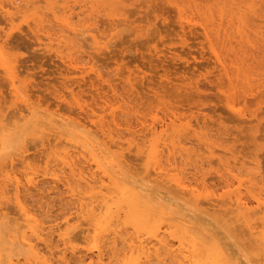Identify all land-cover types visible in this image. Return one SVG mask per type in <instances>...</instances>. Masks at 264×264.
Returning a JSON list of instances; mask_svg holds the SVG:
<instances>
[{"label": "rangeland", "instance_id": "rangeland-1", "mask_svg": "<svg viewBox=\"0 0 264 264\" xmlns=\"http://www.w3.org/2000/svg\"><path fill=\"white\" fill-rule=\"evenodd\" d=\"M15 1L0 0V50L7 63V67L0 63V133L8 125L9 129L14 125L16 132L12 149L0 155V185L13 178L14 184L21 180L23 188L28 178H39L36 183L41 187H31V192L26 187L21 197L36 218L42 216L46 233L52 235L45 236L54 245L49 249L55 254L64 249L55 231L57 227L64 231L69 220L77 253H67L68 261L75 264L77 258L93 255L85 239L88 220L65 192L64 178L72 179L71 168L62 164L61 156L70 151L76 158L72 168L79 172V179L70 181L74 191L89 196L87 186L96 187L92 178H98V187H107L110 182L102 172L106 171L147 195L146 200L140 198L141 207L156 213L151 218L165 225V235L168 229L182 232L188 242H197L200 251L211 248L213 239L212 249L218 243L227 257L217 249V264H264L259 248L264 211L252 200L253 195L264 197V0ZM8 10L11 15L6 14ZM39 21L46 30L38 32ZM21 110L32 112V128L20 120ZM164 121L165 128L161 126ZM155 125L158 135L152 133ZM53 127L64 135L57 140L42 135ZM155 144L162 165L169 168L170 161L178 172L174 174L198 190L199 201L177 194L170 183L155 180L149 151L145 152ZM88 154L98 160H90ZM47 170L64 180L52 182L44 173ZM227 181L233 186L228 188ZM11 183L8 190L13 192ZM238 189L252 203L253 231L231 205L229 196H235ZM209 199L214 206L206 203ZM161 206L168 214L161 215L157 208ZM0 207L12 220L20 215L8 196H0ZM123 219L118 228L124 231L118 232L135 239L136 231ZM142 235L147 241L149 236ZM0 237L1 245L5 237ZM107 243H102L106 252L101 264H122L123 257L117 255L116 261V249ZM57 254L61 261V253Z\"/></svg>", "mask_w": 264, "mask_h": 264}, {"label": "bare ground", "instance_id": "bare-ground-1", "mask_svg": "<svg viewBox=\"0 0 264 264\" xmlns=\"http://www.w3.org/2000/svg\"><path fill=\"white\" fill-rule=\"evenodd\" d=\"M17 1L18 0H16L14 2V4L17 3ZM4 5H5V3H4ZM11 13L12 12H10V10L6 11V14H8V15H11ZM39 23H40V21H39ZM81 24H82V22H81ZM33 25H35V24H33ZM37 26L40 29V30H38V28H36L38 30V32H41V30H43V28H44V27L42 28V23H40ZM66 26H69V24H66ZM73 26H71V27H73ZM49 27H50V25H49ZM69 29H71V28H69ZM90 29H89V31L88 30L87 31L88 32H90V31L92 32L93 28L91 30ZM72 31L75 34H78V31L77 30L75 31L74 29H72ZM46 37H48V36H46ZM92 38H94L95 42H97V40H96L97 37L94 34H92ZM78 40H80V39H78ZM4 58L5 57L3 55V52H2V50H0V63L2 64V66L7 67V63H6V61H5ZM69 63H70V65H73L76 62L74 61V58H70L69 59ZM8 66H9V64H8ZM213 82H215V80ZM95 85H96V83H95ZM226 98H227V96H226ZM125 106H126V104H125ZM107 109H109V108H106L104 111H106ZM234 109H235V107H234ZM27 112H28V110H21L20 111V120L25 124V127H27V129H30V128H32L33 119H32V121L29 122V117H30L29 114L32 113V112L29 111L30 112L29 114ZM96 117H98V116H96ZM1 118H2V116H1ZM167 125L168 124H166V121H164V122H162V125L161 126L163 128H165ZM97 126H99V125H97ZM105 126H106V124H105ZM8 127H9V125H8ZM8 127H7V129H8L7 131H6V128L4 127L6 132L0 133V155L2 153H4L5 151L7 152V150L12 149V147L14 146V134H16V132L14 133V125L10 129ZM56 128H57V126H56ZM56 128L54 129V127H53L52 129H50L49 134H47V132L46 133L42 132V135L47 136L48 138L50 136H53L54 139L57 140V139H59L58 138L59 136L64 135V132H62L61 130H57ZM19 129H22V128L18 127V130ZM151 129L153 131L152 132L153 134H157L158 135V126L157 125H155L154 128H151ZM94 130H95V128H94ZM113 130H114V128H113ZM103 133H105L104 132V129H103ZM95 135H96V133H95ZM177 135H179V134H177ZM111 139L114 140L115 138L114 139L111 138ZM44 140L45 139L41 138V144H42V146H45V141ZM110 145H112V144H110ZM200 145H202V144H200ZM112 147H114V146L112 145ZM142 149H141V151H142ZM63 152H60V153L62 154ZM142 152H144V151H142ZM145 152H148L149 166L151 167V169H153V171L155 173V177H156L155 180L156 181H163L162 184L165 183V182H167L168 184L170 183L171 186L173 185V187L174 186L176 187L174 189H176L175 192L177 194L182 195L184 197H186L187 195H189L195 201H199L201 195H200V193H198V190H196V188L194 189L192 187V185L187 184V182H185L184 178L181 177L180 174L179 175H177L176 173H175L176 175L174 174V171L176 170V168H174V167H173L174 169L172 168V164H170V161H168L169 163H167V165L169 164L171 168L170 167L167 168L166 165H164V166L162 165V163H161L162 160H160V154H159L160 152H159V145L158 144H155V145L150 146V149L149 150L147 149V151H145ZM56 154L57 155H60V154H58V152H56ZM54 155H55V153H54ZM92 156H90L92 158L90 160L96 161L97 158L94 159ZM61 157H62V159H61L62 164L64 166H66V167L70 166L69 168H71V170H70L71 171V178L73 180H75L76 178L79 179V177H78L79 176V174H78L79 172L76 171L78 169L72 168L74 165H76V161H75L76 158H74V156L70 154V151L67 152L66 154H64V157L63 156H61ZM182 157H184V156L182 155ZM170 158H172V157H170ZM125 159H126V157H125ZM57 160H58V158H57ZM11 163H12V165L14 164V158L11 161ZM55 163H57V162H55ZM95 163H97V162H95ZM7 164L8 163H6L5 166H2L3 167L2 169H4V167H7L6 166ZM164 164H166V163H164ZM97 166H98V168L100 167L99 169L102 168L99 162H98ZM173 166H175V165H173ZM49 169H51V168H49ZM259 169H260V167H259ZM59 170H60V167L58 168V172H60ZM131 170H130V172H132ZM239 171H240V169H239ZM63 172H65V171H63ZM102 172H103L104 176L108 179V181L110 182V184L107 187H105V188L98 187L97 186V184H98V182H97L98 181V178L95 177L97 180H95L94 178H92L93 179L92 182L96 185V187H94V186H87V188L90 187L89 189H91V191L88 189L91 192V194L89 193V196H87L86 193L83 194L82 192H77L78 189L77 190L75 189L76 191H74L72 189L73 187H72V185L70 183V181L72 179L69 180L70 178H68V177H65L64 178L65 179L64 186L67 188V191H65V192L69 193L68 195H70L71 200L74 202V205H76V209L79 211V214H82L81 216L85 220H88L87 223H88V226L89 227L86 230L87 236H86L85 239L87 240L88 244L90 245V249H89L90 253L93 254V255L90 256V259L88 258L89 256H87V257H85V256L83 257L82 256V257H80V259L77 258L78 260L76 259V261H74L75 264H87V258H88V263H90V264H92V261H98L97 263L100 262L99 264H101L102 261H103V258H104L103 257V252L104 253L106 252V251H104L105 250L104 248H106V247H103L104 250L102 249V243H104L106 241L109 242V244L107 243V246H109V247L112 246L113 247V248L111 247L112 250H115L116 249L115 252H117V253L115 254V252H113V256L115 254L114 257H116L117 255H119L120 257L121 256L123 257L124 261H123L122 264H217L218 261H219V258H217L218 255L216 253L217 249L221 250V252L225 256V258H227L226 255H225V253L221 249V247L218 245V243H215L216 246H217V249H215V250L212 249V247L214 245V243H212L213 239H212L211 244H210L211 245V248L210 247H207L203 251H200V250H198L199 249V247H198L199 245L197 244V242H194V241L188 242L187 241V238L184 236V234L182 232H179V231L176 232L175 231V232L172 233V231H169L170 229H168V230H166V232H168V234L166 233L167 235H165L164 232H162L165 225L162 226V225H160L158 223H155V221H153L154 219L151 218V217L156 216V213L154 214V212H151L152 211L151 209L143 210L142 207H141L142 205L140 204L141 203L140 200L142 198H144V196H147V195H142V192L141 191L138 190V192H137L136 189L131 188L129 186H126V185H124V183L122 184L117 179H115L114 177H112L108 172H106V171H102ZM176 172H177V170H176ZM44 173H46L47 177H50L51 181L54 182V183H58V182H61V181L64 180V179L62 180V177L58 176V174L56 172H52L50 170H47V172H44ZM133 173H135V172H133ZM243 173H245V172H243ZM82 174H85V172H83ZM82 174H81V176H83ZM151 176H153V174ZM149 177H150V175H149ZM149 177H147V178H149ZM227 178H229V177H227ZM38 179L35 180L34 177H32V178H28L26 180L27 182L25 181L27 183V184L25 183L26 184V187H29L28 188V191L29 192H31V189H30L31 187L38 186L37 184L39 182L36 183V181ZM80 179H84L85 181L86 180L87 181L89 180L86 177H84V178L83 177H80ZM99 179H101V178H99ZM9 181H10V183L12 182L11 185L14 187V191L13 192H10L11 189L8 190V188H9ZM101 181H99V182H101ZM254 181H257V180H254ZM45 182H47V181H45ZM73 182H75V181H73ZM102 182H104V181H102ZM20 183H21V180L20 181H17L16 180V183L14 184V179L13 178H9V180L7 182H4L3 181L1 183V185H0V196H3V197L4 196H8V200L13 201V203L15 202L16 208L18 209V211L16 210V213H18V215L20 214L19 217H18L19 219L18 218L17 219H14L13 218L14 220H12V219L9 218V217H11V215L9 216V214L7 212L5 213L4 210H3V208L0 207V235H2V236L5 237V239H3L4 242L0 245V264H20L22 262V259L25 261V264H73V262H71L70 260L68 261V258H66L68 256L67 253H72L74 255H75V253H77L76 252V248L72 245L73 244L72 243L73 242L72 238L74 237V235H73L74 229H72V227L69 226L70 225V221L69 220H66V226H67V228L64 231H62L61 227H57V230L56 231L54 230L55 232H57V231L59 232V234H58V240L64 246V249L61 252H57V253H61V255H62V259L60 261V259H57V257L55 256V255H58V254L57 253L55 254L53 251H51V249H49V245L50 244H48V242H50L51 240H50V238H48L50 240L49 241L46 238H47V236H49L48 234H50V233L49 232L46 233V227L44 226V223L40 221V219L42 218V216L41 215L40 216L38 215L41 218L40 219L36 218L37 215L34 216V213L32 212L33 210L32 211L29 210L30 208L28 209L27 208L28 206H25V202L24 203L22 202V201H24L23 198H22L24 196V195H22V191H27V190H26V187L25 186L22 188V186H21ZM77 183H79V182L77 181ZM89 183H90V181H89ZM89 183H87L86 185H88ZM41 184H43V183H41ZM90 184H92V183H90ZM162 184L160 183L161 186H163ZM76 186H78V185L76 184ZM226 186L228 188L231 187V186H233V182H231V181L228 182L227 181ZM240 186H242V184H240ZM39 187H41V186L39 185L38 188ZM247 187H248V185H247ZM24 188H25V190H24ZM82 188L83 187L81 186V189ZM170 188H172V187H170ZM252 188H253V186H252ZM43 189H44V186H43ZM105 189H106V191H105ZM254 189H255V187H254ZM40 191H42V190L40 189ZM139 192H141V193H139ZM10 195H11V197H10ZM207 195H209V193ZM244 196L245 195L242 194V191L240 189H238L237 194H235V196H229V199L231 201V205L236 207L235 208L236 209L235 211H237V213H239V215L241 216V218H243L245 221H247L248 226L250 228V231H253L254 230V227L252 225V222L250 221V218H251L252 214H254V212L252 211L254 209H253V207H251V205H252L251 201L248 200ZM252 197H253L252 200L256 203V208H259L262 211H264V197H262L261 195H253ZM144 199L146 200V198H144ZM201 200H203V199H201ZM207 201L209 202L208 203V202L205 201L207 204L214 206V204H212L214 202L213 199H209ZM217 201H218V199H217ZM1 202H2V200H1ZM219 202H221V201H219ZM198 205H200V203ZM162 207L163 206L157 207L158 209L160 208L159 211L161 212V215L168 214L167 213L168 211L167 212L164 211ZM152 208L154 210H157L156 207H152ZM10 211H11V209H10ZM11 212L13 214V211H11ZM43 212H45V210ZM122 218H124L123 220L126 223V225L129 224L131 227H133V230H135L136 233L141 234V235H142V233H145V235L147 234L149 236V238H150L151 241L150 242L148 241L149 238H147L148 239L147 241H143L144 239H146L143 235L142 236L141 235H138L137 236L136 233H133V232L132 233L135 234V236H136L137 239L136 238L135 239L132 238V236L134 237V235L130 236V238L129 237L128 238L123 237V235L120 232H118V231L121 230L118 227H121L122 226V225H119L120 222H118V221H121L122 222ZM41 220H43V219H41ZM46 221L44 220V222H46ZM114 223H117L118 225L116 224L117 225L116 226ZM114 226H115V229L117 227L118 230L117 229L114 230ZM127 226H125L123 229H125ZM259 227H261V225ZM112 228H113V230H112ZM129 228H126V229L128 230ZM53 229H55V228H53ZM130 229L132 230V228H130ZM47 231H48V229H47ZM121 231H124V230H121ZM261 232L262 231H260V233ZM123 234H124V232H123ZM129 234H131V233H129ZM125 235L126 234H124V236ZM147 235H146V237H148ZM45 236H46V238H45ZM50 236H52V235H50ZM139 236L143 237V239L141 240V238H139ZM0 238H2V237H0ZM172 240H176L177 244L174 243ZM6 241L8 242V246L6 245ZM40 243H43L45 245L44 250L42 249L44 247V245L42 247V246L39 245ZM259 243H260V246H259L260 252L264 255V231L260 235ZM120 244L122 245V249H119L118 250L117 248L120 246ZM52 245H50V248H51ZM39 246H40V248L41 247L42 248L40 249ZM104 246H106V245L104 244ZM57 248H59V247H57ZM93 256L94 257L96 256L97 259L96 258H95L96 260H94V258L92 259ZM55 258H56V260H55ZM59 258H60V256H59ZM117 258H118V256L116 257V261H118ZM69 259H71V258H69ZM112 259H114V258H112ZM123 259H121V260H123ZM113 263H114V261H113ZM119 263H121V261Z\"/></svg>", "mask_w": 264, "mask_h": 264}]
</instances>
